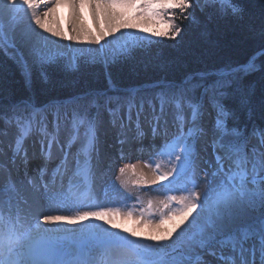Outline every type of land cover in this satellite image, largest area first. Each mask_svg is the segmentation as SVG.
<instances>
[{
    "label": "snow or ice",
    "instance_id": "6c2138e0",
    "mask_svg": "<svg viewBox=\"0 0 264 264\" xmlns=\"http://www.w3.org/2000/svg\"><path fill=\"white\" fill-rule=\"evenodd\" d=\"M42 5L45 10L39 12ZM60 5L61 0H0V56L22 69L29 88L33 69H40L47 82L43 69L55 62L50 37L38 29L53 32L44 21ZM92 6L110 21L125 15L117 10L135 9L165 25L162 31L144 29L150 32L147 36L130 32V40L108 48L100 43L102 34L95 40L99 48L94 54L79 49L89 63L106 68L129 59L136 48L151 43L152 36L175 39L187 30L185 21L198 22V11L208 22L243 21L247 11L245 0H99ZM123 27L116 24L112 32ZM247 30L258 33L260 44L245 63L195 72L180 84L162 86L155 104L146 101L153 117L147 132L140 123L144 105L134 103L133 96L122 101L107 92L89 91L74 97L69 109L60 101L39 102L34 95L5 103L0 93V264H264V94L257 106L254 86L242 83L253 72L264 73V14L258 28L250 24ZM70 65L75 66L74 60ZM109 85L115 88L111 76ZM101 109L117 130L120 158L127 144L142 145L149 134L154 142L163 134L156 155L167 157L171 167L160 171L157 163L155 179L143 183L167 181L161 184L163 190L186 195L161 202L167 211H160L153 234L115 223L112 217L120 209L97 200L96 187L112 168L111 154L100 146ZM242 114L247 117L243 122ZM163 117L170 119L161 125ZM29 141L32 147L39 144L38 153L30 154ZM33 159L42 163L29 171ZM119 172L123 177L126 167ZM172 202L178 206L171 207ZM153 207L149 200L140 211L142 221ZM85 208L95 210H79ZM168 221H173L171 226L160 230ZM56 222L79 227L68 229ZM49 223L56 226L49 228Z\"/></svg>",
    "mask_w": 264,
    "mask_h": 264
},
{
    "label": "trees",
    "instance_id": "16d2710c",
    "mask_svg": "<svg viewBox=\"0 0 264 264\" xmlns=\"http://www.w3.org/2000/svg\"><path fill=\"white\" fill-rule=\"evenodd\" d=\"M245 7L247 11L243 21L220 18L208 22L205 13L198 11V22L185 21L187 30L175 39L163 37L162 41L158 39L149 45L138 47L125 60V64H110L109 70L105 69L103 63H89L87 60L85 63L78 61L73 68L64 62L63 70L48 64L43 71L47 77L50 76L51 84L38 78L35 73L29 88L18 65L0 56V93L3 94L5 103L9 99L29 95H34L39 102L47 103L89 91H107L111 87L109 76L113 85L123 88L162 80L177 84L195 72L211 71L225 63L243 64L260 44L258 33H249L247 26L251 24L259 27L264 4L260 0H245ZM164 28L165 25L158 21L156 30L153 31H162ZM139 34L147 36L150 32ZM153 62H159L162 66H156ZM67 77L70 81L66 80ZM242 83L254 86V102L258 106L264 94V73L253 72L243 77ZM246 119V114H242V122Z\"/></svg>",
    "mask_w": 264,
    "mask_h": 264
},
{
    "label": "rangeland",
    "instance_id": "374dc122",
    "mask_svg": "<svg viewBox=\"0 0 264 264\" xmlns=\"http://www.w3.org/2000/svg\"><path fill=\"white\" fill-rule=\"evenodd\" d=\"M134 25L138 27H133ZM155 26L156 25L152 19L143 18L142 14L138 10H133V15L128 19V27L126 31L117 32L116 36H120L121 33H125V35L122 36L119 41H116L114 39H108V41L106 40V42L104 43L105 48H108L110 44L112 46H115L119 43H123L126 39L130 40L131 37L127 35L130 32L141 33V32H145L143 31L144 29H149L153 31V30H156ZM157 31H161V30L159 29ZM152 38H154L152 39V42L158 39L161 41L164 40L163 38L156 37V36ZM100 43L103 44L101 41ZM146 44L149 45V43H146ZM74 48L75 49H72L71 47H63L62 45L59 47L58 46L49 47V49L56 55L55 62L51 63L53 64L52 66L58 67L63 70V68H65L62 65L64 62L70 68H73V66L70 65V61L74 60L75 65H77L78 61H82L83 63H85L86 59L82 58V53L79 51V49H84L86 52H91L94 54L95 50L99 48V45L96 44L95 40H91L89 42H82L77 47H74ZM120 64H125V61H122ZM153 64L156 66H162V64L159 62L158 63L153 62ZM108 67H107V70H109ZM19 69L24 77V73L22 69L20 67ZM36 71H38V73ZM40 71H41L40 69H33L32 78L35 77V73L36 75H38V78H41ZM48 78L49 79H47V83L49 84L51 82L49 75H48ZM66 80L70 81V78L67 77ZM158 84L169 85V84H175V83H169L167 81L147 83V84L139 85V88L137 86H133L136 88H131V91H137L139 89H142V90L149 89L154 86L157 87L159 86ZM68 102L69 101H67L65 105L70 109L73 106V104H72V101H70V103ZM104 114H106L104 109H101L100 118ZM157 163L160 164V171H168L171 167V165L168 162L167 157L156 155V153L149 156V158L146 160L144 159L142 160L123 159L121 163H117L118 166L116 167L117 169L115 170V172L110 174L103 184H98L96 187L97 200L103 201L104 207L112 208V209H116V208L120 209V213L112 217L114 222L122 224L124 228H132L134 231H136L139 234H153L156 231V224L159 221L160 211L161 210L167 211L166 209L162 208V204H161L162 201L167 202V197L169 196L174 195V196L180 197L182 195H186V193L179 192V191L163 190V188L161 187V184H166L167 181L159 182L155 184L143 183L144 179H147L149 181L155 179L156 175L158 174L156 171ZM121 167H126V173L123 175V177H121V174L119 172V168ZM133 168L135 169V171H133ZM118 178L126 180L127 183L121 184L120 179ZM137 181H139V183H137ZM113 182L115 183V188H113L112 186ZM105 193H107V195H105ZM128 194L131 195L132 197L131 199L126 198ZM149 200L153 201V205H154L153 212L150 217H147L146 219L142 221V218L140 216V211L142 209L147 208V202ZM170 206L177 207L178 204H176V202H172ZM79 210L87 211V210H95V209L85 208V209H79ZM128 211H133L134 215L132 217H128L127 215H125V213ZM57 212L63 215L73 214V212H70V211H57ZM193 215H195V213ZM83 223H87V222L85 221ZM96 223H102V222L97 220ZM172 223L173 221H168L165 224L160 225V230L170 227ZM50 225H55V223H51ZM75 225H76L75 228L79 227V224H75ZM186 226L187 224L183 225L182 228ZM113 230L115 231V229ZM173 239H175V236L173 237Z\"/></svg>",
    "mask_w": 264,
    "mask_h": 264
},
{
    "label": "bare ground",
    "instance_id": "6f19581e",
    "mask_svg": "<svg viewBox=\"0 0 264 264\" xmlns=\"http://www.w3.org/2000/svg\"><path fill=\"white\" fill-rule=\"evenodd\" d=\"M99 0H61V5L55 12L51 13L48 18L45 19V23L51 29H53L52 33H49L43 29H38L39 32L43 33V36L50 37V42L48 47L55 46H63L68 47L71 45L72 49L77 47L82 42H89L91 40H96V38L100 35H104V39L102 42L108 41V39H113V36L117 35V32L126 31L128 27V19L133 15V9L130 10H117L123 11L125 15L119 18L116 21H110L103 13L102 9L93 8L92 5L98 3ZM77 2L80 4L77 7ZM142 3L143 0H140ZM54 3V0H53ZM50 3L48 7H51ZM45 10L42 5L38 10L39 12H43ZM116 24H124L125 27L120 28L119 31L113 33L112 27ZM62 33L61 36L55 35V33ZM78 37V40H70L68 37ZM39 39V37H37ZM51 41H57L58 43H51ZM111 119V117L104 118L105 121ZM112 125L111 120L110 123L104 125L105 132L108 133V126ZM110 128V127H109ZM111 128H114L113 125ZM115 129V128H114ZM106 137V136H105ZM35 139V138H33ZM39 144H36L35 147H32V141H29V152L37 153V149ZM121 149V148H120ZM125 151V149L123 150ZM36 162V163H35ZM39 163L41 165L42 161L40 159H33L29 165V171H34ZM113 167V166H112ZM116 167H113V170H116ZM43 214L47 215H63L58 213L57 211H43ZM72 215V214H71ZM64 223L68 229H74L76 227L75 224H70L67 222H57ZM47 224L46 226L49 228H54L55 225ZM72 226V227H71Z\"/></svg>",
    "mask_w": 264,
    "mask_h": 264
}]
</instances>
